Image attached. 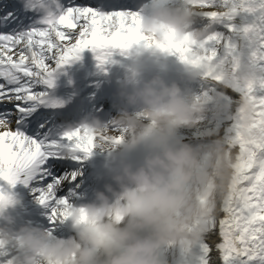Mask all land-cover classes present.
<instances>
[{
    "label": "snow or ice",
    "instance_id": "1",
    "mask_svg": "<svg viewBox=\"0 0 264 264\" xmlns=\"http://www.w3.org/2000/svg\"><path fill=\"white\" fill-rule=\"evenodd\" d=\"M39 2L28 0V6ZM198 8L210 25L226 31L213 30L199 42L190 36L178 40L170 32L159 42L143 33L141 15L130 0H54L41 19L31 22L18 0L0 3V180L12 186L39 181L44 185L38 189L40 203L53 205V221L66 219L70 203L57 191L76 175H63L60 157L68 150L90 155L99 137L82 125L53 138L56 118L45 106L62 102L46 89L55 87L58 69L85 49L104 63L115 48L154 43L206 68V75L243 96L227 147L232 158L228 189L216 198V210L196 221L206 230L184 248L186 264H216L206 240L217 229L221 264H264V0H198ZM10 202L0 189V208Z\"/></svg>",
    "mask_w": 264,
    "mask_h": 264
},
{
    "label": "clouds",
    "instance_id": "2",
    "mask_svg": "<svg viewBox=\"0 0 264 264\" xmlns=\"http://www.w3.org/2000/svg\"><path fill=\"white\" fill-rule=\"evenodd\" d=\"M196 11L198 0H155L141 14L142 31L159 42L170 32L178 40L203 41L213 25L193 27ZM121 97L112 122L116 131L99 117L83 124L117 163L92 200L67 206L72 234L57 235L39 224L2 229L0 246L16 248L7 264H171L165 249L188 248L202 237L206 226L196 221L214 212L216 198L228 189V148L176 139L179 129L198 123L202 108L162 75L123 90ZM137 151L140 159L128 158Z\"/></svg>",
    "mask_w": 264,
    "mask_h": 264
},
{
    "label": "bare ground",
    "instance_id": "3",
    "mask_svg": "<svg viewBox=\"0 0 264 264\" xmlns=\"http://www.w3.org/2000/svg\"><path fill=\"white\" fill-rule=\"evenodd\" d=\"M165 2L170 4L179 3L178 0H165ZM144 11L145 9L151 10V6L146 7H140L137 10ZM139 14L140 11H138ZM195 15V26L200 27L201 24H206V26L210 25L211 21L210 19L202 14L200 11H196L194 13ZM220 26V25H213V27ZM204 27V26H203ZM221 27V26H220ZM223 29V28H220ZM118 50H112L111 54L108 56L106 61L103 63V67L110 68L113 67V65H117V69L120 73L125 75L124 70H120L121 67L124 66H134L137 67L138 64H142V66L154 68L156 70V75H163V74H169L173 79L181 78L184 83H193L194 81H200L205 82L209 84L214 90L218 92L221 99L226 100V102L229 105V111L224 113V119L225 121L223 124H221L220 128H214V132H208L205 129H209V126L211 125V121H208V119H214V117L207 116L204 113H199V121L198 123L193 127H183L178 130L179 132H183L182 134L177 133L176 139H179L181 141L192 143V142H198V143H208L210 145L213 144H223L224 146L228 147V142L230 138L233 136L235 130V123L236 119L239 114V108L242 104L243 96L242 94L237 91L235 88L228 86L227 83H221L214 79L212 76L206 75L207 70L200 69L195 70L192 69L190 66V63L186 62L185 60L181 59L180 55L175 52H168L165 50L160 49L157 47L154 43L149 45L147 41H141L139 43L133 44L128 50L119 49ZM87 50V49H85ZM84 50V51H85ZM154 54V55H152ZM89 57L96 58L99 62L100 60L97 57V53L91 50L88 54ZM153 56V57H152ZM156 59V60H155ZM101 63V62H100ZM116 68V67H115ZM172 70V71H171ZM142 77L141 76H132V75H126V79L133 80V81H140ZM195 86H193V89L195 90ZM39 89V88H38ZM190 101H193L194 97L192 95L186 96ZM226 97V98H225ZM205 118V119H204ZM203 121H202V120ZM113 131H116V126H111ZM212 129V130H214ZM99 143V139L97 141ZM66 156L60 157V158H68V159H76L79 160L80 163H84L87 161H91L94 164H99L100 161L103 160H112L117 159L116 155L110 151L105 150L102 146L95 147L90 155L84 154V153H72L70 150L66 151ZM142 151H137L135 153L129 154L128 158L132 160H138L142 156ZM76 156H79L80 158H75ZM81 172L79 171H73L69 173L67 176L76 175V178H78L79 174ZM65 176V177H67ZM88 176L85 175L83 179L87 178ZM68 183H73V181H69ZM30 185H25L23 180L19 181L16 186L18 187L19 191V214L14 217H9L5 222L0 223V230L2 229H19L22 224H29L27 220H25L23 223L19 222L21 220V216L31 214V212H37V207H43L40 203V200H37V196L40 195V192L38 189L42 188V185L39 184V181L32 180L29 181ZM71 196V195H69ZM67 196V198L70 200V197ZM57 197L61 198L64 197V195L61 193V187L57 191ZM76 200L69 201L71 204H75ZM50 209L52 210L53 205L51 203L48 204ZM43 214V213H42ZM40 214L41 216H43ZM219 215L222 216V213ZM56 220H61V222L53 227V232L56 234L58 232L59 235H63L64 233H69L72 229V224L70 220L63 219L61 217L56 218ZM21 224V225H19ZM19 225V227H18ZM39 225L46 227L39 223ZM3 237V232L0 231V238ZM220 237L218 235V229L213 233L210 234V237L206 240L212 246L213 251L211 255L215 259L216 264H221L219 260V251L216 249L215 245L219 242ZM16 253V248L12 244L8 245H2L0 246V264H7L8 260Z\"/></svg>",
    "mask_w": 264,
    "mask_h": 264
},
{
    "label": "rangeland",
    "instance_id": "4",
    "mask_svg": "<svg viewBox=\"0 0 264 264\" xmlns=\"http://www.w3.org/2000/svg\"><path fill=\"white\" fill-rule=\"evenodd\" d=\"M178 1L180 2V0H178ZM205 25L206 24H201L200 28H203V26L205 27ZM193 27L199 28V27H196L195 25H193ZM220 28H222V27H220V26L213 27L212 31L213 30L226 31V29H224V28L220 29ZM152 55H154V54H152ZM190 66L192 69H195V70H200L202 68L207 70L206 68H204L202 66H195L193 64H190ZM219 82L226 83L223 81H219ZM196 87L197 88L195 90L189 91V92L186 91L185 94L187 93L188 95H192L194 97L193 101L198 103L202 108V111L200 113H204L208 117L209 116L214 117V119H208V121H211L212 123L209 126V129L208 128L205 129L208 132H210V131L214 132L215 129L216 128L219 129L221 124H223V122L225 121L223 116H224L225 112L229 111V105L226 102V100L221 99L218 92L216 90H214L209 84H207L205 82H201V86L197 85ZM212 129H214V130H212ZM232 131H234V129H232ZM182 133L183 132L181 131L178 134L180 135ZM190 144H192L194 146H205V147L210 146V144H208V143L192 142ZM165 253L171 259V264H186L187 257H186L185 250L183 247L165 249Z\"/></svg>",
    "mask_w": 264,
    "mask_h": 264
}]
</instances>
